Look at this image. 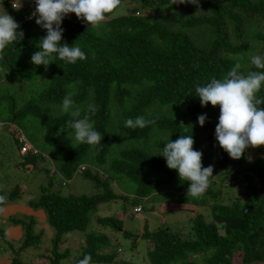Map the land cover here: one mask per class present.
Returning <instances> with one entry per match:
<instances>
[{
	"label": "trees",
	"instance_id": "obj_1",
	"mask_svg": "<svg viewBox=\"0 0 264 264\" xmlns=\"http://www.w3.org/2000/svg\"><path fill=\"white\" fill-rule=\"evenodd\" d=\"M4 1L7 13L19 23L24 38L6 46L0 67L18 82L30 80L37 74L44 84L37 93L36 104L29 102L23 106V102L22 108H10V115L39 118L38 123L43 124V139L58 155L54 168L61 177L62 174L73 176L86 157L96 162L97 170L102 173L100 177L97 172L98 175L89 174L102 188L101 192L64 196L44 191L38 201H28L33 209L43 210L51 228L50 252L44 254L46 261L40 264H63L61 260L67 250L59 251V246L66 241V233L76 229L85 231L86 235L80 254L69 264H79L86 255L91 257L89 264H137L118 257L116 251H103L110 244L106 234L86 232L91 212L97 205L124 197L115 193L109 184V179L120 175L135 183L134 196L139 198L176 189L182 193L175 196V201L190 207L193 204L209 206L210 219L193 210L189 230L184 231L162 225L152 230L144 227L137 234L122 228L121 220L113 215L97 216L98 224L134 238L132 245L140 236L145 241V264L263 262L264 155L248 161L246 150L240 159H232L215 138L219 106L213 107L210 103L201 106L195 89L197 85H206L213 77L222 79L236 63L244 72L261 71L252 65L251 59L243 63L240 56L254 43L264 55V32L254 29L253 43L247 42L249 25L253 26L264 16V0H202L199 9L205 12L188 14L185 8L190 3L184 6L186 3L172 4L173 0H141L147 8L168 4L171 13L140 14L135 10L107 19L99 30L70 13L61 24L64 29L61 43L80 47L87 58L68 63L54 53L50 59L55 61L47 70L44 65L31 62L33 53L40 50L37 45L46 30L36 24L35 17L29 18L33 13L29 9L17 11L8 0ZM36 86L32 84L31 88ZM70 93L74 106L81 108V115L89 105L96 106L97 111L89 116L95 130L103 136L99 145L76 143L72 139L71 128L67 126L71 117L62 112V101ZM258 95L264 96V86ZM33 98L35 96L29 99ZM9 102L10 107L16 105L14 99ZM112 112L114 121L110 124ZM201 114H207L204 126L198 123ZM138 116L155 123L144 128L125 127L126 120ZM115 127L126 133L125 138L138 144L121 146L109 158L111 145L116 142ZM181 135H192L194 149L203 153L204 167L214 166L209 187L201 197L192 198V202L187 195L190 182L181 180L178 171L168 168L166 159L158 155L165 143ZM26 155L25 161L33 160L32 154ZM83 172L88 174L87 166ZM237 177L243 178V189L230 202H219L217 198H222V189L215 187V180L227 184ZM18 193L17 188L8 193L0 189V195L7 196L0 209ZM130 205L143 208L135 198H131ZM14 221L23 228L22 246H38L42 232L35 231V219L14 218ZM220 223L222 232L218 230ZM0 237L4 238L2 226ZM20 250L13 251L9 257L11 264H39L23 261L18 255Z\"/></svg>",
	"mask_w": 264,
	"mask_h": 264
},
{
	"label": "rangeland",
	"instance_id": "obj_2",
	"mask_svg": "<svg viewBox=\"0 0 264 264\" xmlns=\"http://www.w3.org/2000/svg\"><path fill=\"white\" fill-rule=\"evenodd\" d=\"M201 1L202 0H199V3ZM214 1L218 2L220 0ZM12 2L13 0H8L9 5H11ZM187 4L188 3L184 6ZM21 8H27L31 12H34L35 0H21ZM135 10H139L140 14L171 13V7L168 4L147 8L143 5L141 0H121L118 8L111 14H108L105 21L116 15L127 14ZM5 11L6 3L4 0H0V14H3ZM191 12L204 13L205 11L200 10L197 5L190 3V6L185 8V13L188 14ZM105 21L98 27L89 26L95 30H99L105 24ZM257 28L264 32V16L253 24V26L249 25L247 30L248 38L246 37L247 42L250 43L252 41V34L254 33V29ZM251 43H253V41ZM254 55L264 56L260 54V48L258 44L255 43L240 57L243 58L241 60L244 63ZM34 76L35 77H32L30 80L18 82L14 80L13 77L11 78L9 76L4 67H0V122H2L0 126V189L3 193H8L12 189L17 188L19 192L14 199L8 201L6 203L7 205L5 204L6 207L5 205L3 206V210L1 211V216L4 217V224L2 227L8 237H0V250H4L0 253V264H11L9 257L13 255V251L16 252L20 250L19 247L22 250L19 251L18 255L23 261L39 264L46 261L44 254H49L51 245V228L47 222H40L37 223L38 226H34L35 231H42L38 246L30 245L25 247L22 246L24 241L23 228L19 222L14 221L15 213L19 212L18 214L20 215L24 212V208H28L26 210H32V212L41 210L40 208L33 209L30 207L28 201H38L39 196L42 195L44 191H54L64 196L80 194L90 195L102 191V188L97 186L89 175L98 173L99 175H97L99 177L102 176L101 171L97 170L99 167L96 162L86 157L84 159L85 163L82 164L88 167V174L79 170L71 177H66L63 174L61 177L54 168L57 164L58 155H56V150H53L52 145L46 143L43 139V124L40 125L38 123L39 118L32 115H17L14 118L10 115L9 109L14 107L18 108L23 102V106H25V103L29 102L34 104L37 103V93L44 84L42 78L37 74ZM31 82L37 86L31 88ZM31 96H35V98L29 99ZM10 99L15 100V106L10 107ZM55 107L59 108L60 106L56 105ZM111 118L110 124L113 123V112ZM116 120L117 118H115V121ZM13 126L17 130H21L22 133L18 132V134H15ZM113 132L116 142L111 145L109 158L113 153L116 154L118 151L117 149L121 146L125 147L138 144V142H133L131 139L125 138L126 133L116 127L113 128ZM71 134L73 137L74 131L72 129ZM20 135L28 138L27 140L36 148L35 152L29 153L34 156L33 160L25 161V159H27L25 156L27 155L22 156L20 154L18 142V136ZM247 152L251 160L261 157L264 155V145L257 148L249 147ZM109 184L115 193L124 195V197L119 196L116 199L105 201L97 205L96 210L91 212L86 232L99 231L106 234L110 244L106 248H103V251H116L118 257L130 259L137 264H145L147 261L145 241L138 236L137 241L132 245V240L134 238L123 235L122 232L117 229L98 224L96 222L97 216L113 215L121 220L122 228L137 234L141 233L144 227L152 230L162 225L168 226L171 229L179 228L180 230L183 229V231L189 230L193 210L195 212H201L206 220L210 219L208 204H199L198 206L193 204L192 207L188 204L183 205L174 200L177 194L182 193L176 189H171L168 193H157L149 198H139L134 196L135 183L124 175L114 176L113 179H109ZM215 184V187L222 189V198L218 197L217 200L222 203H228L243 189V178L237 177L227 184L226 182L216 179ZM131 198L140 201L143 207L140 212H135V207L130 205ZM187 198L189 199L190 197ZM192 198L193 197L188 201L192 202ZM208 203H211L210 199H208ZM12 211L15 213H11ZM41 211L43 212V210ZM30 217L35 219L40 218L34 214L26 218V215L23 214V217H20V219L28 220ZM218 230L220 232L223 231V224H218ZM85 235V231L78 229L66 233V241L59 246V251L67 250V254L61 260V263L69 264L75 262L78 254H80L81 245L84 244ZM118 248L121 250L117 251L116 249ZM259 264H264V261Z\"/></svg>",
	"mask_w": 264,
	"mask_h": 264
},
{
	"label": "clouds",
	"instance_id": "obj_3",
	"mask_svg": "<svg viewBox=\"0 0 264 264\" xmlns=\"http://www.w3.org/2000/svg\"><path fill=\"white\" fill-rule=\"evenodd\" d=\"M120 3L121 0H35V11L29 18L35 17L36 24L46 30V35L39 40L37 46L40 50L33 53L31 62L37 66L44 65L47 70L49 64L55 61L50 59L54 53L68 63L85 60L86 54L80 47L61 43L64 32L62 21L68 14L75 13L82 22L98 27ZM185 3L195 4L199 8V0H173L172 4ZM12 7L19 11L21 0H13ZM23 38L24 32L20 30V25L14 17L7 11L0 14V59L5 57L8 44L19 42ZM251 63L261 71L244 72L241 71V65L236 63L222 79L213 77L206 85H197L195 89L201 106H207L209 103L213 107L219 106L215 138L232 159H240L249 147L264 145V96L258 95L264 86V56H252ZM71 95L70 93L63 99L62 112L71 117L67 126L74 131L72 139L76 143L99 145L103 136L95 130L94 122L89 116V113L94 114L97 111L96 106L89 105L85 114L81 115L82 110L74 106ZM206 119L207 114L199 115V125L204 126ZM152 123L155 121L138 116L134 120H126L125 127L144 128ZM193 145L192 135H181L175 141L170 139L165 143L158 155L166 159L168 168L178 171L181 180L190 182L187 195L199 198L210 185L214 166L204 167L203 153L195 150ZM248 159L251 161L250 156ZM82 165L78 166L77 172ZM83 170L84 168L80 171ZM6 199V195H0V204ZM90 259V255H86L79 264H89Z\"/></svg>",
	"mask_w": 264,
	"mask_h": 264
},
{
	"label": "built area",
	"instance_id": "obj_4",
	"mask_svg": "<svg viewBox=\"0 0 264 264\" xmlns=\"http://www.w3.org/2000/svg\"><path fill=\"white\" fill-rule=\"evenodd\" d=\"M11 7H12V4H11ZM136 14H138V12H136ZM1 125H2V122H0V126ZM13 130H14L15 134H18V132L22 133L21 130H17L14 126H13ZM15 138H16V135H15ZM18 142H19V151L23 155H26V154L31 153V152H35L36 148L32 147V144L23 135L18 136ZM83 168H84V166L82 165L79 167V170H82ZM140 211H141V206L140 205L136 206L135 212H140ZM2 222H3V220L0 217V224ZM118 250H120V249L118 248Z\"/></svg>",
	"mask_w": 264,
	"mask_h": 264
},
{
	"label": "crops",
	"instance_id": "obj_5",
	"mask_svg": "<svg viewBox=\"0 0 264 264\" xmlns=\"http://www.w3.org/2000/svg\"><path fill=\"white\" fill-rule=\"evenodd\" d=\"M22 156H24L22 153H20ZM7 205V204H6ZM6 205H5V207H6ZM4 207V208H5ZM26 209H28V208H26ZM25 208H24V212H22L20 215L18 214L19 212H16L15 210V212L14 211H12L11 213H15V215H14V218H20V217H23V214H25L26 215V218H27V216H30V215H32V214H34V215H37V216H39L40 218L39 219H35V226L37 225L38 226V224L37 223H40V222H42V223H46L45 222V217H44V214H43V212L41 211V210H37V212H32V210H30V211H27ZM1 218H2V220H3V222L0 224V226H3V224H4V217H2V216H0ZM32 218V217H31ZM39 231H41V230H39ZM42 232V231H41ZM4 237L6 238V237H8L7 236V234H6V232H4ZM1 248V247H0ZM4 250L2 249V250H0V253H2ZM3 260H4V258H3Z\"/></svg>",
	"mask_w": 264,
	"mask_h": 264
}]
</instances>
